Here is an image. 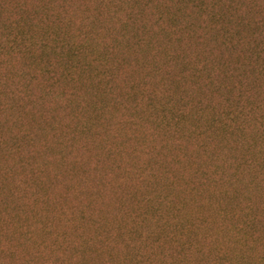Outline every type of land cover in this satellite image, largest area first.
Returning <instances> with one entry per match:
<instances>
[{"label": "rangeland", "instance_id": "obj_1", "mask_svg": "<svg viewBox=\"0 0 264 264\" xmlns=\"http://www.w3.org/2000/svg\"><path fill=\"white\" fill-rule=\"evenodd\" d=\"M142 1L0 0V264H218L222 254L224 264H263L264 88L245 130L224 131L212 122L225 120L222 93L195 75L205 57L238 61L223 28L203 38L206 14L187 8L186 29L183 17L155 21ZM134 4L151 37L140 44L126 21ZM224 4L241 10L246 24L229 28L242 40L264 0ZM20 6H41V20L55 14L48 25L70 19L74 40L95 26L81 77L59 53L26 54L23 34L11 44L4 22ZM106 52L99 76L91 61Z\"/></svg>", "mask_w": 264, "mask_h": 264}, {"label": "trees", "instance_id": "obj_2", "mask_svg": "<svg viewBox=\"0 0 264 264\" xmlns=\"http://www.w3.org/2000/svg\"><path fill=\"white\" fill-rule=\"evenodd\" d=\"M149 1L150 2L143 0L142 4L146 7L147 4H153V11L156 13L155 21L166 22V20H171L173 24H177V19L179 17H183L187 23L186 29H189V27H192L193 17L185 10L187 8H194L195 10H199L202 14H206L211 20L204 27L203 38H209L208 31L211 28H223L224 38L221 42L228 48H231L229 55L232 56L235 54L238 61L227 63L223 60L218 62V60L213 57H205L206 61L200 63L195 69V75L198 77L199 74H205V79L210 83L209 85L215 92L222 93L221 98L225 103H227L224 105L226 109L225 120L223 121L221 119L213 118L212 122L215 124H221L224 131L226 128L231 129L232 127L235 128L240 126V131L243 132L247 127V115L252 111L256 112V109L260 107V103L263 99L260 98L256 101L255 97L259 95L260 89L264 88V16L259 17L260 15H264V5L260 6L262 10L257 12L256 17L252 22L253 28L247 32V35L244 38H241L245 42L242 44V40L233 42L235 39H231L233 33L229 27L234 26V28L240 29L246 24V20L240 14L241 10L239 9H235L236 12L234 13H226L225 9L229 11L231 8L228 9V7H225L224 4L227 2L230 6H232V2L236 0H178L179 3L182 2L184 5L176 13L171 14H169L166 10H163V8L167 9V3H173L175 0ZM62 7L64 10H67L68 8L66 5H62ZM40 8L41 6L30 13L28 8L20 6L16 11L17 17L10 20V22H4L7 30L8 28H11V31H14L12 34L14 40L11 44H15L18 38L17 36L19 35L20 38L21 34H23V37L18 40L25 47L26 54L32 53V50H35L36 53H39V59L44 61L46 54L56 55L59 53L58 55L61 57H57V61H62L69 67L70 76L76 81V77H81L89 65V62L87 61L89 59L82 58V55H84L87 51H91V47L93 46L91 44V40L95 37V34L90 31L92 29L95 30V26H92L90 30L81 31L82 33L79 34V37L74 40L73 37L69 36L72 29V22L70 19L63 22V25H48V20L53 19L55 14L50 18L41 20L38 18L40 17L39 13H44L40 12L43 11V9L40 10ZM95 11L101 12L100 9H95ZM82 14L85 16V18L82 19V22H93V19H91L86 10H84ZM111 18H113V15ZM140 18L141 13L140 10H137V5L134 4L129 7L126 21L134 20V24L136 26L135 28H137L138 32L141 34L139 36L138 44H140L139 41L145 42L146 39L151 40V37H149L147 35L148 33L145 32L144 27H141L138 24ZM64 20L65 19L62 21ZM35 30H41L36 37L33 36ZM191 32L192 31L189 33ZM241 34L243 33L239 32L237 35ZM19 45L20 44H18V46ZM239 51H241V53ZM65 57L68 60H65ZM91 62L97 64L99 63V65L103 67L100 71V76L104 71H106L105 69L108 62L107 52L104 57L97 58ZM47 71L51 70L47 69ZM220 75H224L226 78L215 82L216 76L219 77ZM232 75L237 77L235 78L237 80V85L229 83L232 79L230 78ZM180 76L185 77L186 74H180ZM252 99L254 101H252ZM246 102L248 103L246 104ZM200 104L203 108V102H200ZM203 112L206 113L205 108H203ZM256 137H259V141L264 142V123L262 124V129L261 127L259 128V132L256 134ZM263 250L262 253L264 254ZM222 255L223 257H220L218 264L225 261L226 254Z\"/></svg>", "mask_w": 264, "mask_h": 264}]
</instances>
